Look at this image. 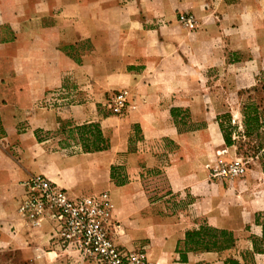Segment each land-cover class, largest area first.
Wrapping results in <instances>:
<instances>
[{"label":"crops","instance_id":"crops-1","mask_svg":"<svg viewBox=\"0 0 264 264\" xmlns=\"http://www.w3.org/2000/svg\"><path fill=\"white\" fill-rule=\"evenodd\" d=\"M127 1L0 0V264H103L59 245L52 220L33 225L20 218L17 205L24 181L33 174L45 176L72 197L105 193L119 232L115 242L127 251L143 246L147 261L154 264H226L228 258L264 264V254L243 263L236 250L246 226L261 235L254 222L259 210L251 211L244 202L246 215L234 205L216 210L219 199L206 191L204 165L180 170L182 140L193 139L177 131L171 110L180 104L166 82L180 64L220 68L231 56L236 84H256L264 77V0ZM178 12L192 14L196 28L178 33ZM197 46L206 49V62L180 56V50L188 55ZM84 87L85 101L46 106L53 93L72 94ZM122 88L135 93L138 105L116 121L103 116L107 95ZM187 105L192 112L194 107ZM67 121L77 126L98 123L108 134L109 148L84 152L76 138L66 144L62 128ZM205 122L197 131L212 128L222 140L218 125ZM134 126L142 135L137 142ZM161 137L176 146L161 168L174 196L173 211L163 212L164 204L160 199L149 202L141 183L142 175L156 166L151 142ZM200 140L206 144L205 137ZM120 159L128 182L116 186L110 171ZM186 196L185 207L175 210ZM199 222L232 231L235 246L176 252L184 233Z\"/></svg>","mask_w":264,"mask_h":264},{"label":"rangeland","instance_id":"rangeland-1","mask_svg":"<svg viewBox=\"0 0 264 264\" xmlns=\"http://www.w3.org/2000/svg\"><path fill=\"white\" fill-rule=\"evenodd\" d=\"M127 2L128 1L126 0V2L121 3ZM180 13L185 12H178L176 19L174 20V23L179 27L178 33H181L182 29H187L188 31L194 30L196 27L189 29L178 21V15ZM164 23L166 24L167 21H164ZM179 53L180 56L184 58L193 57L195 62H201L203 60L206 62V49L202 46H197L195 52H190L188 55L186 50H180ZM233 74V58L228 56L226 64L220 68L215 66L208 67L198 65H194L190 68L187 65L180 64L178 71L173 75V79L171 81H166L176 90L177 96L173 99L175 104H180L176 107H172V109L176 110L174 112L175 118H172L173 122L175 120L177 128L181 131L180 133H185V136L183 135L184 137L181 136L182 138L193 139L182 140V150L180 151L182 164L179 168L183 172L185 169H189L192 166L201 168L202 165H204L206 169V191L211 190L212 196L219 199V203L215 207L216 210L217 208L227 209L234 205L243 208L242 214L246 215L248 211L245 207L248 206L251 211L259 210L257 215L259 221L262 222L264 221V172L261 171L256 157H250L248 154L247 156L242 155V153L238 154L235 146L228 148L224 142H222L223 138L221 140V138L218 137L219 133L217 130L214 131L211 128L208 130L206 129L204 132L197 131L201 125H204L205 118L206 126L210 124L218 125L216 117L225 112L231 114L232 124L239 125L242 118L239 113L240 108L244 103L250 101L254 102L259 107L261 115L264 116V77L260 76L257 83L254 85H249L250 81H246L244 82L245 85L240 88V84H236ZM155 84H158V82ZM86 88L87 87L81 89L76 88L75 91H72L73 93L71 95L73 96L69 97L65 105L70 103L74 105L85 101L84 97L88 94ZM125 90L128 91L127 112H129L138 105V102L136 101L137 98L135 93L129 92L128 89ZM116 91L118 90L111 91L110 93ZM188 103L194 107V109L192 108V112H190L187 105ZM219 109L222 110L218 113L215 112V110ZM100 110L103 116L112 117V120L115 121L116 117H122L127 114V112L126 114H124V112L122 115H115L106 107V105ZM94 123L96 122L83 123L81 125ZM113 124L118 126L116 122ZM76 128L77 125H72V123L68 121L63 124L62 134L66 138V144H69L74 138L78 139L80 143L82 142L80 140L81 131ZM90 130L91 132L86 133L87 138L90 134L93 135V132H95L94 128H91ZM261 131L264 130L262 129ZM104 135L108 138L107 132H105ZM215 136L219 138L218 140L220 143H218ZM84 137L85 135H83V138ZM203 137L206 138V144H202L203 140H200ZM234 137L235 139L240 138V136L237 135H234ZM133 138L134 142H137L142 138L141 130L136 126H134ZM151 146L157 157L156 166L153 168L159 167L161 169L163 165L168 163V155L172 153L176 146L171 140L164 137L155 138L151 142ZM73 150L74 148L68 147V151ZM244 150L245 148L243 147L241 152H244ZM260 153L261 152L257 153V155H261ZM117 162L118 164L116 163V165H114L117 167L116 175H121L124 173L125 169L124 163H122L124 160L120 159ZM147 173L145 175L140 174V177L141 175L144 176L141 183L147 188L148 194L154 199L159 198V202L164 204L165 209H161V212L168 211L167 208H169L170 211H173L174 202L170 201L171 197L164 195V193L157 192L158 188L163 186L164 180L160 176L154 174L148 175ZM220 183L223 184V189L220 186ZM218 185L220 189L219 191H216ZM228 190H230L232 194L228 195L226 193ZM187 201L188 196L179 199V203L175 202L177 203L175 210L185 207ZM166 202H169V204ZM242 202H244L245 207ZM158 207V205L155 206L157 211ZM227 211L229 212L230 210L228 209ZM200 224L203 223L199 222V225ZM251 231L252 230H250L249 226H246L243 231L239 232V237L243 241H240L236 250H239L240 253L250 251L249 249H246V240L251 244L252 236L261 237V235L256 236L252 234ZM118 233L119 232L115 228L111 237L115 246L120 251L123 253L131 252L134 256L136 255L138 257L145 253L143 246H139L140 248L136 250L127 251L121 249V247L115 242V237ZM143 245L145 246V244ZM180 250H184L183 246L180 247ZM148 262L149 264H154L153 262ZM102 263L105 264V262Z\"/></svg>","mask_w":264,"mask_h":264},{"label":"built area","instance_id":"built-area-1","mask_svg":"<svg viewBox=\"0 0 264 264\" xmlns=\"http://www.w3.org/2000/svg\"><path fill=\"white\" fill-rule=\"evenodd\" d=\"M178 21L189 29L196 27L192 14L180 13ZM72 96L66 90L58 91L46 106L65 105ZM105 105L113 114L122 115L128 108V91L122 89L108 94ZM24 189L17 205L18 215L33 225L44 219L55 222L53 235L59 245L105 264H149L145 254L134 256L115 246L111 235L117 225L105 193L72 197L41 174L29 176L24 181Z\"/></svg>","mask_w":264,"mask_h":264},{"label":"trees","instance_id":"trees-1","mask_svg":"<svg viewBox=\"0 0 264 264\" xmlns=\"http://www.w3.org/2000/svg\"><path fill=\"white\" fill-rule=\"evenodd\" d=\"M175 109L171 110L172 118H175ZM241 122L239 125L232 124L231 114L225 112L216 117L220 133L222 135L224 144L227 147L235 146L236 152L242 153V155L250 157H256L259 166L264 172V116L261 115L259 107L252 101L244 103L240 108ZM263 117V118H262ZM174 124H177L174 120ZM91 128L95 129L93 135L87 138L86 133L91 132ZM81 131L80 140L81 148L84 152L103 151L109 148V139L103 134L99 124H88L77 126ZM178 132H181L177 128ZM83 135L85 137L83 138ZM234 135L240 136L235 139ZM243 138V139H242ZM245 148L244 152L242 148ZM261 152V155L257 153ZM116 166L111 167L110 178L116 186L124 185L128 182L126 173L116 175ZM149 174L160 176L164 180L163 186L158 188V193H164L171 198L174 197L171 194L169 182L165 173L159 168H153L149 170ZM143 185V184H142ZM146 196L149 202H153L154 199L148 194V190L143 186ZM256 225L261 227V237L252 236L251 250L248 252L240 253V258L243 263L251 262L254 254H264V221L260 222L257 213L255 214ZM236 237L233 232L227 229L216 228L207 223L200 224L197 228L187 230L184 233V239L182 242H178L176 245V252L180 251V247L183 246L184 251H206V252H218L231 249L235 246ZM226 264H240L233 258H228Z\"/></svg>","mask_w":264,"mask_h":264}]
</instances>
